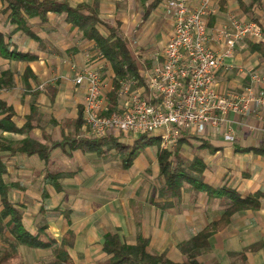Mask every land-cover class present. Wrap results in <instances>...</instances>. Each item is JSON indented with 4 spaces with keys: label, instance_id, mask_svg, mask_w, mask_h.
Here are the masks:
<instances>
[{
    "label": "crops",
    "instance_id": "0c3cea01",
    "mask_svg": "<svg viewBox=\"0 0 264 264\" xmlns=\"http://www.w3.org/2000/svg\"><path fill=\"white\" fill-rule=\"evenodd\" d=\"M69 1L73 5L86 3L96 7L102 20L109 21L118 27L119 35L129 40L136 56L143 64V69L147 59H144L140 49L135 48L133 38L140 36L147 29L148 36H152L158 31L157 34L161 33L163 36L159 43L161 45L159 48L162 49L161 53L158 58L159 48H157L158 50L150 51V54L156 55V60L163 59V48L173 31V18L165 6L168 0ZM220 1L213 0L215 12L208 18L210 29L229 24L230 18L233 16L243 22L256 21L261 27H264V0H259L256 3L253 0H226L223 6ZM199 2L200 0H191L193 6H197ZM149 7L151 8L150 14L143 18V12ZM3 8L4 4L0 0V10ZM62 16L52 13L44 22L38 17L30 18L29 25L40 38V40H36L18 30L16 25L11 24L6 13L0 14V31L11 41V50L17 48L21 52L39 56L37 60L24 61L10 57L9 53L0 51V78L6 71H10L12 74L11 78L6 79L7 82L11 81L12 83L9 85L2 84L0 87V98L13 108L15 113L13 118L18 126H24L29 118L28 133L3 132L0 129V142L2 144L0 155L4 157L7 163L6 181L12 185L9 198L15 203L25 205L27 202L36 201L40 202L41 206L44 200L41 187L43 186L46 165L37 155L11 153L6 146L16 145L26 137L46 142L49 137L54 140H61L66 135L76 133L79 125V112L82 108L84 110L86 96V85H77L74 81L78 73L85 68H96L105 81L104 97L109 108L111 106L110 95L115 89V83L114 72L110 63L95 48L92 40H85L83 33L77 28H73L65 16ZM36 23L39 25L36 26ZM98 28L103 35L109 33L104 25H99ZM251 41L249 38H244L236 47L232 57L226 58L224 65L218 70L217 89L220 93L242 92L250 85H255L257 89L264 90V59L259 53L251 50ZM212 46L214 48L219 47L214 41ZM75 60L76 62H74ZM156 63L157 61L152 65L154 66ZM152 65L147 66L145 64L143 76L148 68L153 67ZM253 74L258 75L259 81L253 80ZM140 85V87L143 86L142 92H144V85ZM115 107V110L125 108V99L119 97L118 93ZM230 119L234 132L232 140L225 138L223 130L208 128L203 136L190 137V141H185L183 144L194 146V141H200L194 146L196 152L192 159L196 155L204 158L206 170L203 174V181L205 183L217 187L233 188L242 196L264 190V104L260 107H253L248 116L231 114ZM125 133L128 134L129 132ZM80 134L91 137L85 124ZM124 140L126 139L124 138ZM183 144H181L179 151H181ZM113 150L111 149L105 155H99L94 151L76 149L74 152L72 151L71 157H68L60 148L55 149L52 153L51 167L62 170L66 174L62 178L63 189L61 191L55 190L56 195H60V202H63L65 207L61 210L62 215L59 220L56 222L48 220L49 232L59 240L63 233L70 230L73 232L74 242L69 250L77 264H103L107 258L102 250L104 233L111 231L110 228H114L119 230L121 237L124 238L122 236L124 234V219L135 218L136 215L129 204L127 208L115 200L112 201V198L94 197L95 194L90 193L88 189L86 192L85 189L83 191L81 188V186L91 187L95 185L98 176L92 174V171L99 170L100 161L107 159ZM60 154L67 156L68 164L63 162L62 166H57L55 160ZM156 157L159 171L157 179H161L163 185L158 189L159 191H156V187H152V192L144 199L147 207L144 206V208L153 213L151 217L146 216L147 220L151 218L159 220L156 229L159 231L157 232L158 236H160L162 232L165 233V229H168L166 220L175 213L174 210H165L167 209L165 205L172 202L173 198L181 201L184 194L174 196L170 193L168 198H163V194L166 193L162 191L164 180L160 177L158 151ZM92 159L96 160L94 165L89 163ZM139 164H142L140 168L143 169L144 160H141L140 154L133 165L127 169L122 167L120 160L119 169L128 172ZM81 171H90V175L81 177ZM32 183L37 186L36 190L39 196H33L32 192L29 191ZM75 185H77L76 189L70 188ZM113 187L114 189L117 188L116 186ZM187 187L195 195L202 194L207 203L226 207L227 203L224 199L212 198L206 192H197L195 186L189 185ZM13 189H18L15 190L18 191V200L11 196ZM50 193V198L53 199L54 195L51 191ZM82 198L87 199V203L82 202ZM239 213L242 220L235 223L239 226V231L244 227H252L253 230L255 226L264 227V207L259 210H243L235 213L231 223L225 229L215 233L212 238L229 231ZM24 221L27 228L34 232L43 220L39 223L38 221L36 223L35 220L29 222L24 215ZM208 223L203 225L201 229ZM126 228L129 236H131V232H135L134 226L132 227L130 223L127 224ZM188 230L191 231L189 226ZM140 234L150 239V247H152L154 237L150 233L148 235L146 233L135 234V239L127 242L135 243ZM250 238L252 244L257 243L256 234H252ZM29 250L38 253L37 261L39 264L52 256L50 248L32 249L24 245L20 247V254ZM157 252L166 253L164 250ZM166 254L175 261H182L174 259L168 253Z\"/></svg>",
    "mask_w": 264,
    "mask_h": 264
},
{
    "label": "trees",
    "instance_id": "16d2710c",
    "mask_svg": "<svg viewBox=\"0 0 264 264\" xmlns=\"http://www.w3.org/2000/svg\"><path fill=\"white\" fill-rule=\"evenodd\" d=\"M1 1L4 8L0 10V14L6 13L11 24L16 25L18 30L36 40H40V38L30 27L29 19L38 17L44 22L53 13L64 15L73 28H77L83 33L85 40L94 42L95 48L108 60L114 72L115 89L110 95V111L116 109L117 91L120 81L123 79L132 77L139 79L140 84L144 85V96H148L147 80L142 72L145 70V64L150 66L152 61L145 60L143 69V64L136 56L129 40L119 35L118 27L109 21L102 20L96 7L86 3L73 5L69 0ZM253 1L256 3L259 0ZM220 2L223 6L226 0ZM150 12L151 8L149 7L143 12V18L147 17ZM99 25H104L109 33L103 35L98 28ZM11 46V41L0 31L1 52L9 53L10 57L24 61H33L39 58L37 54L24 53L17 48L11 50ZM250 47L253 52L259 53L264 59V40H253L250 42ZM11 77V72L6 71L0 78V87L2 84H11V81H6ZM14 115L13 108L0 98V129L3 132L28 133L29 118L27 123L20 127L13 118ZM78 124L75 134L66 135L61 140L49 137L48 141L42 142L32 137H26L16 145L6 146L11 153L37 155L46 165L41 187L44 200L40 206V213H44L49 203L50 187L56 191L63 189L62 178L65 176V172L51 167L52 153L57 148L69 155L76 149L94 151L99 155H105L111 149H115L116 153L121 156L122 167L127 169L133 165L141 153V149L158 146L160 177L164 180L162 191L179 196L190 185L195 186L197 192H206L210 197L222 198L227 203L218 219L208 223L187 242L191 248L183 261H175L166 253L152 252L149 249L150 239L142 235H139L136 242L132 244L123 240L118 232L106 231L102 238V250L106 253L107 258L103 264H219L201 260L198 252L211 249L212 236L225 229L231 223L235 213L243 210H259L264 207V190L242 196L233 188L217 187L203 181V174L206 170L204 158L196 155L188 162L179 154L181 144L190 141V137H196L195 134L184 130L175 147L162 148L161 133L136 135L128 133V135L123 132L120 136L108 133L99 137H87L80 134L85 124L83 108L79 112ZM7 173V163L0 155V242L3 245L0 250V264H14L13 261L20 257V247L23 245L32 249L50 248L52 256L42 264H77L69 250L74 242V234L71 230L63 233L59 240L49 232V222L46 218L43 219L36 231L33 232L27 228L22 204L12 202L9 198L12 185L6 181Z\"/></svg>",
    "mask_w": 264,
    "mask_h": 264
},
{
    "label": "built area",
    "instance_id": "2783aa9c",
    "mask_svg": "<svg viewBox=\"0 0 264 264\" xmlns=\"http://www.w3.org/2000/svg\"><path fill=\"white\" fill-rule=\"evenodd\" d=\"M165 6L173 18V31L163 48V59L146 74L148 96L137 78L123 79L118 96L125 99V108L110 111L105 81L96 68H85L75 78L77 85H86L84 114L90 136L161 132L163 146L172 148L184 130L203 136L213 128L232 140L230 115L248 116L253 107L264 104V90L255 85L242 92L217 89L218 70L238 44L244 38L264 40L260 24L233 16L229 24L210 29L213 0H200L197 6L191 0H168ZM213 41L218 48L212 46ZM252 78L260 79L255 74Z\"/></svg>",
    "mask_w": 264,
    "mask_h": 264
},
{
    "label": "rangeland",
    "instance_id": "374dc122",
    "mask_svg": "<svg viewBox=\"0 0 264 264\" xmlns=\"http://www.w3.org/2000/svg\"><path fill=\"white\" fill-rule=\"evenodd\" d=\"M38 25L39 23H36V26ZM262 28L264 31V27ZM147 30H145L140 36L138 35L133 38V45L135 48H138V50L140 49L139 51L142 55H144V59L152 60L153 64L158 60L155 58V54L157 53H155V56H153L152 53L150 54V51L155 49L158 50L157 48L161 46L159 43L163 36L161 33L157 34L158 31L153 33L154 35L148 36ZM161 50L162 49L159 48L157 55L158 58ZM74 62H76V60ZM148 70L144 74L145 77ZM199 142V140L194 141V146H196L195 144ZM194 146L183 144L181 151H179V154L188 162L192 160V157L196 152V147ZM161 147L165 148L163 146V140ZM157 151L158 146H151L146 149H141L140 158L141 160H144V168H140L142 164H139L127 172L119 169L121 156L116 153L114 149L108 155L107 159H102L100 161L101 163L98 165L99 170L92 171V174L94 173L98 176V180L95 185L91 187L81 186V188L83 191L88 189L90 193L93 195L95 194L94 197L101 196L109 199L112 198V201L115 200V202H119L127 208L128 204L132 207V211L136 215L135 218L132 217L126 219L124 217L125 224L123 229L124 234L122 235L124 237L123 240L133 241L135 239V234L146 233V235H148L150 233L154 237L152 247L149 246V249L152 252L164 250L174 259H180L183 261L188 254L189 248H191V245L187 244V242L190 240V237L197 233L203 225L212 219L220 217L224 210V205L209 204L206 202V199L202 194L195 195V193L187 187L183 190L184 195L181 201L173 198L172 202L165 205L167 208L165 210H174L175 213L166 220L168 229H165V233L162 232L161 235L158 236L157 232L159 231L156 229V224L159 222V220L156 218L147 220L146 216L151 217L153 216V213L145 209L147 207L144 201L146 196L152 192L153 186L156 187V191H159L158 189L163 185V181H161L159 178L157 179L159 172L156 157ZM66 155L68 157L72 156V154L69 155L67 153ZM67 156L65 157L62 154L57 156L55 160L57 166H62L63 162L68 164L69 161ZM89 163L94 165L96 160L92 159ZM84 175L87 177L90 175V171H81V177ZM30 185L32 186L29 187V191L32 192L33 196H39V193L36 190L37 186L33 183ZM112 185L116 186L117 188L114 189ZM76 187L77 185L71 186L70 188L76 189ZM15 190L18 189H13L11 191V196L18 200V191ZM50 191L54 197L53 199L50 198L48 201L49 203L44 213H40L39 211L40 202L32 201L27 202L25 205L22 204L23 213L29 222L35 220L36 223L37 221L39 223L45 218L46 220L54 222L59 220L60 216L62 215L61 210L65 207V204L60 202V195H56L57 192L55 189L50 188ZM169 195L171 194L166 192V194H163V198H168ZM86 201L87 199L82 198V202L87 203ZM240 216V213L236 215L235 220L233 221L234 223L229 231L223 234H218L212 238L211 250L198 252L199 258L201 260H206L209 263L219 264H264V227L255 226L254 230L252 227H244V229L239 231V226L235 223L242 220ZM128 223H130V225L132 227L134 226L135 228V232H131V236L128 235V230L126 228ZM188 226L191 228V231L188 230ZM110 229L112 232H118L120 234L119 230L114 228ZM252 234H256L257 243L255 244L251 243L252 239L250 236H252ZM2 248L3 245L0 242V250ZM38 257L39 255L36 253V251H23L21 252L20 257L13 262L14 264H39L37 261ZM46 258H48V256H46Z\"/></svg>",
    "mask_w": 264,
    "mask_h": 264
}]
</instances>
